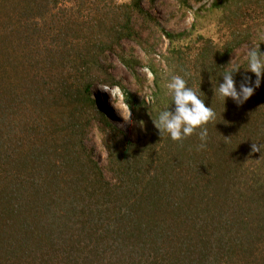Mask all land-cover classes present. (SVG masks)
Masks as SVG:
<instances>
[{
	"label": "trees",
	"instance_id": "16d2710c",
	"mask_svg": "<svg viewBox=\"0 0 264 264\" xmlns=\"http://www.w3.org/2000/svg\"><path fill=\"white\" fill-rule=\"evenodd\" d=\"M144 1L156 2L0 0V264H264V148H251L264 144V83L242 107L212 90L233 59L239 84L245 46L264 51V0L217 2L209 37L165 33ZM176 1L185 18L190 0ZM152 23L170 47L164 65L146 62L148 106L110 74V57L135 73L125 42L152 56ZM176 75L217 114L204 149L197 134L175 142L154 127ZM96 84L123 91L137 141L100 107Z\"/></svg>",
	"mask_w": 264,
	"mask_h": 264
},
{
	"label": "rangeland",
	"instance_id": "374dc122",
	"mask_svg": "<svg viewBox=\"0 0 264 264\" xmlns=\"http://www.w3.org/2000/svg\"><path fill=\"white\" fill-rule=\"evenodd\" d=\"M220 0H190L191 9L187 12L188 15L185 18L181 17L179 12L178 2L176 0H156V2L151 7L148 1H144L143 5L146 11L148 10L149 14L154 17L158 24L166 31L165 33H175L181 34L184 32H190L193 30L194 36L203 35L209 37L217 32L218 20L220 19V11L215 8V4ZM143 19L137 24L136 28L140 29L143 23ZM155 25L150 24L149 28L142 30V34L146 38H150L149 41L151 44L154 42L159 43L156 47L155 52L152 56L146 55V52L141 49L135 42L126 41L124 49L128 52L133 48L135 56L142 62L135 67V73L127 68L116 55L110 57V63L112 65L110 69V74L122 83L126 89L137 96L139 101H145L148 106L152 105L155 101L154 92V76L151 71L147 68L146 62L150 58L157 61L156 63H164V55L167 53V50L170 47L169 39L166 34H162L159 41H155L159 38L155 35ZM154 32V34H153ZM250 50L248 46H245L238 53H245L244 59L246 60V54ZM236 58V57H235ZM164 65V64H163ZM137 77L144 80L140 84L137 80ZM113 89V91H111ZM93 96L99 102V105L104 111L106 110L113 121V123L120 129L125 130L129 137L133 141H137L138 134L134 130L136 127L133 119H128V106L124 103L123 91L119 88L103 86L102 84H96L92 87ZM116 94L114 99L115 107L118 111V108L121 110L120 120L116 121L114 118V109L112 111V98L111 94ZM118 107V108H117ZM105 111V112H106ZM90 147L95 151L97 159L102 165L107 164V154L104 152L99 142L96 141L95 137L88 141Z\"/></svg>",
	"mask_w": 264,
	"mask_h": 264
},
{
	"label": "clouds",
	"instance_id": "9594fccd",
	"mask_svg": "<svg viewBox=\"0 0 264 264\" xmlns=\"http://www.w3.org/2000/svg\"><path fill=\"white\" fill-rule=\"evenodd\" d=\"M246 59L247 66L243 68L245 74L239 84L235 76L242 68L235 63V59L226 67L228 70L222 75L218 86L213 84L214 97L219 96L225 105L231 99L238 107H242L264 83V51L253 47L247 52ZM247 73L254 74L255 80ZM167 89L172 97V107L161 111L157 119H152L159 135L162 138L167 135L172 141L182 142L197 134L201 141L200 149L206 148L209 137L207 125L216 119V112L207 106L205 100L179 75L171 78ZM128 119H133L131 109L128 110ZM138 123L143 129L144 122ZM251 148L254 153L261 152L264 144L253 143Z\"/></svg>",
	"mask_w": 264,
	"mask_h": 264
},
{
	"label": "bare ground",
	"instance_id": "6f19581e",
	"mask_svg": "<svg viewBox=\"0 0 264 264\" xmlns=\"http://www.w3.org/2000/svg\"><path fill=\"white\" fill-rule=\"evenodd\" d=\"M111 91H113V89H112ZM111 94H112V95H110V97L112 98L111 101L113 102L114 99H115V97H116V94H114V93H112V92H111ZM114 105H115V103L113 102V103H112V106H111V109H112V111H113V109H114V113H113V115H114L115 120H116V121H119L120 118H121V116H120V113H118V112H119V111L121 112V110L117 107V108H118V111H117V109L114 108V107H115Z\"/></svg>",
	"mask_w": 264,
	"mask_h": 264
}]
</instances>
